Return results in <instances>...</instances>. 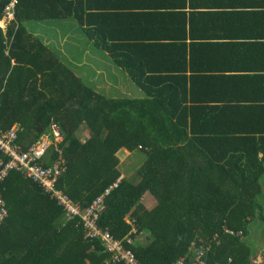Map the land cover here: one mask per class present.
<instances>
[{
    "label": "trees",
    "instance_id": "1",
    "mask_svg": "<svg viewBox=\"0 0 264 264\" xmlns=\"http://www.w3.org/2000/svg\"><path fill=\"white\" fill-rule=\"evenodd\" d=\"M11 2L0 0V20ZM237 3L167 0L155 11L152 0H139L152 10L95 13L106 8L93 0H15L14 21L0 25V129L19 125L25 149L57 123L66 165L57 187L82 208L113 187L99 226L122 239L132 228L124 218L132 217L148 236L143 245L132 234L125 246L138 264H176L192 244L203 247L207 264H261L247 236L264 220V137L248 133L264 120L261 101L251 98L264 82V66L253 67L264 56V21L236 14L238 33L231 21ZM33 23L62 34L75 27L84 45L128 73L142 97L95 91L80 76L81 47L75 62H62L28 30ZM122 149L143 157L136 183L121 179ZM49 151L56 156L53 147L43 156ZM0 193L7 210L0 264H124L108 263L101 241L85 239L78 219L61 226L62 208L36 183L11 173ZM144 195L155 201L150 209Z\"/></svg>",
    "mask_w": 264,
    "mask_h": 264
},
{
    "label": "built area",
    "instance_id": "2",
    "mask_svg": "<svg viewBox=\"0 0 264 264\" xmlns=\"http://www.w3.org/2000/svg\"><path fill=\"white\" fill-rule=\"evenodd\" d=\"M21 131L22 128L19 125H13L6 130L0 129V183L11 173L19 174L25 180L36 183L52 198L56 199L58 206L62 208L61 225L75 219L81 221L85 239H99L101 241L105 247L104 252L110 255L108 263L138 264L131 251L125 249L126 245H132L135 241L131 237L132 234H136L137 237L142 235L141 232L137 231L132 217L127 215L124 218L126 224L132 228L122 239L115 238L107 229L99 226L101 215L106 210L105 197L109 195V190L113 187L107 190L104 195L96 198L86 208L75 203L72 198L57 187L59 178L66 172V165L60 150V144L63 142L60 126L52 122L49 133L25 149L17 141ZM51 147L57 151H54L55 159L52 156V162L44 161L43 166L40 159H43V154ZM6 217L7 210L0 193V225ZM192 245L188 247L187 254L179 259L176 264H207L203 247L200 246L199 249H195Z\"/></svg>",
    "mask_w": 264,
    "mask_h": 264
},
{
    "label": "crops",
    "instance_id": "3",
    "mask_svg": "<svg viewBox=\"0 0 264 264\" xmlns=\"http://www.w3.org/2000/svg\"><path fill=\"white\" fill-rule=\"evenodd\" d=\"M138 1L139 0H93L94 5L105 7L106 10L93 8L92 12H95V13L106 12L108 10H112L113 8H116V12H119L117 7H127V10L129 12H134L136 10L144 9L145 5H139ZM244 1L246 2V4H244L242 0H238V3L235 5V8H234V9H236V11L234 10L235 15L231 16V21H233V25L235 26L234 30H236V31L238 30V33H239V30H242V28L239 27V25H240L239 18L236 17V14H248L251 17L254 16L255 23L257 21H260V20L264 21V0H244ZM166 3H167V0H152V4H153L155 11H157V9H158V7H156V6H162ZM151 10L152 9L150 7L149 9H144L143 11L150 12ZM223 10H227L226 12H229L228 10H230V9L227 8V9H223ZM186 11L189 12L188 7H187ZM120 12H125V11L122 10ZM229 24H232V23H229ZM61 26L63 28L66 27V25L64 26V24H61ZM244 26L246 27L247 25L244 24ZM50 27H59V24L54 25V26H50ZM244 32H245V30H244ZM65 37H66V34H62L60 36V39L63 40ZM238 41H239V38H236V39H231L230 41H227V42L233 43L232 45H234L235 42H238ZM92 43H93V40H91L90 46L92 45ZM63 44H64V42H63ZM80 50L81 51H80V54L78 56L79 63L77 64V66L80 68V76L83 79H85L87 81V83L92 88L95 89V91L100 92V93L105 92V94H107V95H111L112 93H121L123 95H127V93H129V92H127L128 88H129V83L125 81V84L127 86V90L126 89L124 90L123 89L124 87L114 80V78L112 76L113 74H110V71H112V73H117V71H116V68L110 64L109 56L107 53L102 52V51L99 52V50L95 51L94 48L89 47L88 44H86V45L83 44V46L80 48ZM86 50L90 51L88 63L85 62V56H84V61H83V52H85ZM63 52L65 53V49H63ZM257 58L261 59V61L259 63H255V65L253 66L254 70H259L260 67L264 66V56L258 55ZM105 62H107V63L104 64ZM256 73L260 74L261 72H256ZM262 75H264V74H262ZM125 76L129 79L128 73L124 71V77ZM105 88L107 89V91ZM254 91H257V94L251 95V98H257L258 100H260L261 101L260 105H262L260 107H263V110H264V82H262L258 87H252V92H254ZM125 92H126V94H124ZM108 97H111V96H108ZM112 97L115 98L114 96H112ZM134 98H141V95H138V97H134ZM260 122H261V124L258 126V123H260ZM258 123L255 126H253V127H255L254 129L251 128V130L255 131L254 134H251V133H248L245 131V132L236 133V134H234V136L235 137H246V135H247L246 133H248L249 137H264V129L258 128V127H264V120L262 119ZM258 129H259V131H258ZM249 132H251V131H249ZM82 139H83V137H82ZM20 144L23 146L22 143H20ZM121 151L126 152V154L130 155V152H128L126 149H122ZM121 151H119L118 154ZM49 154L50 155H47L45 157L43 156V159H46L47 163L52 162L51 157L53 156V153H51L49 151ZM54 154H55V152H54ZM133 154H136L135 156H138L137 153H131V156H133ZM263 156H264V154L261 152L259 154V159L262 160L263 167H264V157ZM62 157H63V155H62ZM53 159H55V156H53ZM63 160L65 162L64 157H63ZM121 162H120V164H121ZM142 162H143V159H142ZM127 164H129V161L126 163V165ZM127 168L129 170V174H125V173L122 174V172L120 171L122 174L121 179L125 178L126 180L130 181V180H132L130 178V175H131L130 172L132 171L133 167L127 165ZM263 179H264V177L262 178V182H264ZM151 204L155 205V201H154V203H151ZM249 228H251V229H249V232H251V233H249V235L247 236V239L249 241V246L252 247V252L254 253L253 257L257 258L258 261L261 262V264H264V259L262 257V251H260V249H258V247L256 246L258 243L254 244V241L258 240L257 236H259V241L261 238L264 240V220H262V219L256 220L254 222L253 226H249ZM138 238L140 239V236ZM147 241H146V243H147ZM141 243L143 245L145 244L143 242H141ZM263 245H264V243H263Z\"/></svg>",
    "mask_w": 264,
    "mask_h": 264
},
{
    "label": "rangeland",
    "instance_id": "4",
    "mask_svg": "<svg viewBox=\"0 0 264 264\" xmlns=\"http://www.w3.org/2000/svg\"><path fill=\"white\" fill-rule=\"evenodd\" d=\"M8 23H6L4 20H1L0 25L1 27H6ZM28 30L30 32H32L34 35L38 36L43 42H47L48 43V47L55 52L60 59L62 60V62L65 61V59L67 60H72L73 62H75L77 55L75 54V52L78 51V49L80 47L83 46V40H82V34L74 27V28H70L67 29L66 31V37L62 40L60 39V34H62V31L59 30H53L49 27H47L46 25H41L39 23L37 24H30L28 27ZM62 40V41H61ZM64 42V44H63ZM63 49H65V53L63 52ZM68 51L70 53H68ZM81 51V50H80ZM97 51V50H95ZM89 50H86L85 52H83V61H84V56H85V62L88 63V59H89ZM100 52V51H99ZM110 64L112 66H114L116 68L117 73H112V71H110V74H113V78L116 82H118L120 85H122L124 88V90H127V86L125 84V81L129 83V88L128 91L129 93H127V95H123L126 97H130V98H134V97H138V95H141L142 97V93L141 91L133 84L130 82V80L126 77H124V70H122V68H120L119 66H117L116 64H114L111 60ZM70 62L67 63L68 65L74 67V63ZM107 62H105L104 64H106ZM121 71V72H120ZM110 82V81H109ZM121 93H112L111 95L108 96H120ZM126 94V92L124 93ZM138 94V95H137ZM128 97V98H129ZM14 126H18L17 124H15ZM88 133L89 131L85 129V131H82L79 134V137H83V140L86 139L88 137ZM56 148V147H55ZM55 152H57L56 150H54ZM47 152V151H45ZM136 154H133V156H131L129 154H126V152L121 151L118 156H119V160L121 162L119 170L122 172V174H129V170L127 168L128 166L133 167L132 171L130 172V178L131 179H135L134 183H136V179L138 177L137 176V171L139 170V168L142 166V155H140L138 153V156H135ZM129 161V164L126 165V163ZM135 177V178H134ZM264 180V179H263ZM261 187H262V193L264 196V182H261ZM148 195H144L141 202L145 203L146 205H144L147 209H150L154 203V200ZM264 200V198H263ZM262 200V201H263ZM153 201V202H152ZM151 202V203H150ZM258 239V244L256 245L258 247V249H260V251H262V257L264 259V240L261 238L259 241V236H257ZM140 240L143 241V243H146V241L148 240V236L146 235V233H143L142 235H140Z\"/></svg>",
    "mask_w": 264,
    "mask_h": 264
},
{
    "label": "clouds",
    "instance_id": "5",
    "mask_svg": "<svg viewBox=\"0 0 264 264\" xmlns=\"http://www.w3.org/2000/svg\"><path fill=\"white\" fill-rule=\"evenodd\" d=\"M14 5H15V0H12V2L8 5V6H10L9 7L10 13H8L7 19H3L6 23H8L6 26H8L9 23H11V21H14V17H13V13H12V11L14 9ZM3 28H5V27H3ZM58 223H61V220H59Z\"/></svg>",
    "mask_w": 264,
    "mask_h": 264
}]
</instances>
